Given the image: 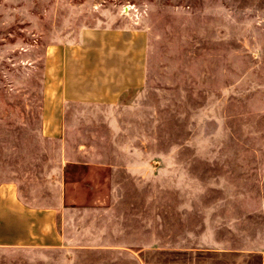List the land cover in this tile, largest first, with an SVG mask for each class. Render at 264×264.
I'll return each instance as SVG.
<instances>
[{
	"label": "rangeland",
	"instance_id": "1",
	"mask_svg": "<svg viewBox=\"0 0 264 264\" xmlns=\"http://www.w3.org/2000/svg\"><path fill=\"white\" fill-rule=\"evenodd\" d=\"M93 26L147 32L146 84L50 136L45 50ZM19 203L62 241L0 264H262L264 0H0V211Z\"/></svg>",
	"mask_w": 264,
	"mask_h": 264
},
{
	"label": "crops",
	"instance_id": "2",
	"mask_svg": "<svg viewBox=\"0 0 264 264\" xmlns=\"http://www.w3.org/2000/svg\"><path fill=\"white\" fill-rule=\"evenodd\" d=\"M147 51V32L124 26L85 27L74 41L48 45L44 55V132L59 135L72 105L113 107L132 90L142 88L147 80ZM22 207L19 203L0 211V245H59L62 235L56 212ZM261 257L264 264V252Z\"/></svg>",
	"mask_w": 264,
	"mask_h": 264
}]
</instances>
